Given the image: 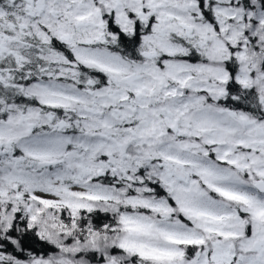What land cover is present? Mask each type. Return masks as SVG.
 I'll return each mask as SVG.
<instances>
[{"label":"rangeland","instance_id":"obj_1","mask_svg":"<svg viewBox=\"0 0 264 264\" xmlns=\"http://www.w3.org/2000/svg\"><path fill=\"white\" fill-rule=\"evenodd\" d=\"M207 1L216 5L217 29L201 21L192 0L0 1L1 23L41 42H66L78 63L109 77L102 90L87 88V80L79 88L77 64L36 53L16 37L8 41L11 30L0 27V62L16 57L24 65L32 58L49 64L51 80L25 94L69 115L56 121L13 107L0 122V207L17 198L19 185L73 211L103 208L101 201L123 205L119 239L106 238L100 251L105 264H116L108 246L148 264H264V195L255 188L264 181V121L216 105L229 79L224 63L234 58L237 82L257 89L264 106V0H249L247 9L230 5L234 0ZM105 14L127 32L130 14L152 21L141 47L145 63L95 47L106 40ZM190 51L203 62L182 58ZM14 147L38 161L40 172L21 169ZM107 172L136 181L132 193L90 181ZM156 180L191 226L173 220V208L150 193ZM184 245L197 251L188 255ZM69 262L64 256L10 262L0 253V264H76Z\"/></svg>","mask_w":264,"mask_h":264},{"label":"trees","instance_id":"obj_2","mask_svg":"<svg viewBox=\"0 0 264 264\" xmlns=\"http://www.w3.org/2000/svg\"><path fill=\"white\" fill-rule=\"evenodd\" d=\"M192 1L197 5L201 21L217 29L214 15L216 5L207 0ZM230 5L247 9L249 0H234ZM130 16L132 31L127 32L115 23L112 14H105L106 40L104 43L96 44L95 47L116 54L127 62L143 64L145 58L141 47L143 39L152 34V21L144 23L132 14ZM0 27L6 29V33H8L7 30H11L12 33H9V36H13L9 37L8 41L16 37L25 46L32 47L31 49L36 53L47 51L62 57L69 63L77 64L73 73L75 77L73 82L79 88L83 86L81 80H87L89 83L87 88L92 90H102L108 85L107 74L78 63L74 49L68 43L56 38L41 42L25 30L14 26L9 27L1 21ZM178 42L187 45L183 39ZM182 58L192 62H203V58L197 56L194 51H190L189 56ZM224 67L229 74V79L225 83L224 93L218 100L217 107L233 113H242L254 122L264 121V106L257 89L248 88L237 82L238 63L234 58H230L224 63ZM49 73V64L35 58L29 59L27 65L20 63L16 57H12L6 65L0 62V74L4 78L0 83V122L7 120L13 107L22 111L34 110L43 117L56 121L69 116L65 115L67 111L63 108L43 105L38 98L28 97L25 94L29 86L51 80ZM13 156L19 162L21 169L38 172L42 169L38 161L25 156L16 147L13 149ZM131 175L135 179L139 177L138 174ZM90 181L128 194L132 193L137 184L136 181L131 183L130 178L124 175L119 176L108 172L90 177ZM148 187L154 197L163 199L173 208V220L185 226H191L178 210L169 191L158 180L150 182ZM13 192L17 198H13L10 204L0 207V253L10 262L28 263L34 259H55L64 256L67 261H73L76 264H105L104 255L100 254V251L108 244L106 238L110 241L119 239L117 234L120 231V213L126 210L123 205H118L115 201H101L103 208L73 211L69 206L44 202L24 193L20 185ZM11 205L17 206V210H12ZM4 207L5 212H3ZM127 211L133 212L134 209L128 206ZM91 240L97 241L95 248L88 245ZM184 248L188 255L197 251L196 247L191 245H184ZM106 249L110 257L115 259L116 264H148L137 255L127 253L116 246H108ZM76 253L80 254L74 256Z\"/></svg>","mask_w":264,"mask_h":264},{"label":"water","instance_id":"obj_3","mask_svg":"<svg viewBox=\"0 0 264 264\" xmlns=\"http://www.w3.org/2000/svg\"><path fill=\"white\" fill-rule=\"evenodd\" d=\"M180 179H181V180H184V179H185V176H184V175H181V176H180ZM255 188H256V190H257L259 193H261V194L264 195V181H262V180L257 181V182L255 183Z\"/></svg>","mask_w":264,"mask_h":264}]
</instances>
